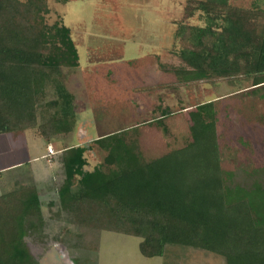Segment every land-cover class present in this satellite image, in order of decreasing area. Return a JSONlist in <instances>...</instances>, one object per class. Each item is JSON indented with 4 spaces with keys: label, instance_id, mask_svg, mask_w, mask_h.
Listing matches in <instances>:
<instances>
[{
    "label": "trees",
    "instance_id": "obj_1",
    "mask_svg": "<svg viewBox=\"0 0 264 264\" xmlns=\"http://www.w3.org/2000/svg\"><path fill=\"white\" fill-rule=\"evenodd\" d=\"M49 1L0 0L1 131L38 126L50 137L75 126L63 68L79 65V51L69 26L47 22ZM186 2V16L201 11L207 22L180 24L177 34L191 46L179 51L182 64L170 69L182 82L242 74L252 76L254 87L264 85L259 0L250 9L230 0ZM171 114L167 108L149 124L169 133L165 119ZM191 116L192 141L158 158L144 156L139 125L97 140L107 154L91 172L84 170L86 148L66 151L67 184L56 215L66 213L77 227L76 247L97 252L102 233L113 231L140 237L146 257L165 256L168 245H180L220 255L226 264H264V167L254 171L251 185L235 184L234 173L221 167L215 101L197 105ZM45 224L35 189L2 195L0 264H43L26 239L45 242Z\"/></svg>",
    "mask_w": 264,
    "mask_h": 264
},
{
    "label": "rangeland",
    "instance_id": "obj_2",
    "mask_svg": "<svg viewBox=\"0 0 264 264\" xmlns=\"http://www.w3.org/2000/svg\"><path fill=\"white\" fill-rule=\"evenodd\" d=\"M253 1L230 0V3L237 8L250 9ZM259 5L264 7V0H259ZM186 7V0H50V12L46 14V19L49 23L60 22L70 27L80 53V62L85 66L82 68L86 72L93 70L92 63H99L97 69L105 70L103 64L106 65V61H126L136 70L141 67L154 72L163 65L171 68L182 64L179 51L191 46L189 38L177 34L182 22L206 25L204 13L198 11L189 18L185 13ZM126 67L120 64L117 69ZM98 71L87 79L91 87L95 82H103L99 75L103 73ZM155 79L157 77L149 78L150 82ZM252 84V76L242 74L190 83H183L176 75V104H166L176 112V117L167 121L169 133H164L158 127L144 129L147 132L142 143L145 157L158 158L191 142L190 129L194 124L191 112L196 111L200 103L215 98L218 100L215 107L221 167L234 173L235 184L251 185L255 179L254 171L264 167V85L257 88ZM92 105L95 111L86 112L89 118L94 114L99 115L98 119L110 112L115 114V110H110L111 106L117 111L120 108V113H128L129 110V104ZM151 116L150 108L149 119ZM143 119L144 116L139 120ZM130 121L136 120L125 118L116 123L111 118L109 125L103 129L120 132ZM96 153L91 161L104 160L105 152L97 150ZM23 189L37 191L35 185H25L9 193ZM52 198L56 199L55 206L46 203L51 199L49 196L43 198L46 201L44 232L48 238L45 242L30 236L26 239L33 254L43 264H74L76 259H89L90 264H226L220 255L180 245H168L165 256L146 257L140 250V237L113 231L102 233L97 252L76 247L74 239L77 227L69 224L66 213L61 217L56 215L60 209L59 201L56 196Z\"/></svg>",
    "mask_w": 264,
    "mask_h": 264
},
{
    "label": "crops",
    "instance_id": "obj_3",
    "mask_svg": "<svg viewBox=\"0 0 264 264\" xmlns=\"http://www.w3.org/2000/svg\"><path fill=\"white\" fill-rule=\"evenodd\" d=\"M122 63L127 67L123 70L117 69L120 64L124 65ZM94 64L92 63L93 70L87 72L82 68L85 66L81 62L75 68L64 69L65 84L73 96L71 104H73L75 117V126L70 132L54 133L50 137H45L36 126L14 131L0 130V197L21 186L35 185L42 202L43 212L46 203L55 206L56 199L52 198L53 196L57 197V202L59 201L57 204L61 207L60 190L67 184L64 165V154L67 150L73 147L86 148L84 157L87 164L84 170L93 171L104 161H91L94 154H97V150L107 154L106 150L96 143L97 140L116 133L103 129L104 126L109 125L111 118H114L116 123L129 118L136 121L128 122L125 129L140 126L138 138L143 151L142 143L147 133L144 129L158 127L149 123L164 117L165 110L170 108L166 104H176L175 69L163 65L159 71L156 69L153 72L141 67L136 70L126 61H106V65L103 64L105 70H102L103 68L96 67L99 63ZM97 70L103 73L99 74L103 82L101 84L94 81L95 84L91 87L87 79ZM150 77H157V79L150 82ZM212 101L218 100L210 98L207 102ZM79 104L84 106L81 107ZM92 104H129V110L128 113H120L118 112L120 108L117 111V108L111 106L110 110H115V114L110 112L105 114L106 116L102 115L100 119L98 114H94L92 118H89L86 112L94 109ZM149 104H155V106L150 107ZM150 108L152 116L149 119ZM143 116L144 119L139 120ZM174 117L176 112L172 111V114L165 119V123L169 126L167 121ZM102 129L103 131H100ZM50 146L54 148L53 154L49 152ZM143 154L145 156L144 151ZM48 196L51 199L46 202L43 198Z\"/></svg>",
    "mask_w": 264,
    "mask_h": 264
},
{
    "label": "built area",
    "instance_id": "obj_4",
    "mask_svg": "<svg viewBox=\"0 0 264 264\" xmlns=\"http://www.w3.org/2000/svg\"><path fill=\"white\" fill-rule=\"evenodd\" d=\"M49 152L51 153V154H53L55 151H54V148L52 147V146H50L49 147Z\"/></svg>",
    "mask_w": 264,
    "mask_h": 264
}]
</instances>
